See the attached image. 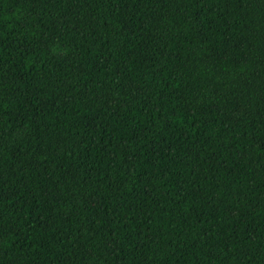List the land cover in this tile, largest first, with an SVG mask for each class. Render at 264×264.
<instances>
[{
	"label": "trees",
	"instance_id": "obj_1",
	"mask_svg": "<svg viewBox=\"0 0 264 264\" xmlns=\"http://www.w3.org/2000/svg\"><path fill=\"white\" fill-rule=\"evenodd\" d=\"M0 264H264V0H0Z\"/></svg>",
	"mask_w": 264,
	"mask_h": 264
}]
</instances>
